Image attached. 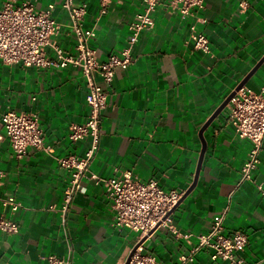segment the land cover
<instances>
[{"label":"crops","instance_id":"1","mask_svg":"<svg viewBox=\"0 0 264 264\" xmlns=\"http://www.w3.org/2000/svg\"><path fill=\"white\" fill-rule=\"evenodd\" d=\"M6 1L0 0V8ZM28 1L38 9L54 3V16L62 24L57 42L75 53L64 0ZM74 1L86 5L83 26L95 31L91 44L100 60L127 45L129 24L143 10V0H113L99 18V0ZM153 16L155 26L142 32L133 63L118 69L109 87L90 171L104 178L130 171L141 181L157 180L166 191L185 194L205 147L197 182L173 212L176 229L192 238L160 227L143 238L144 251L163 264L177 262L228 208L225 232L239 230L248 238L239 256L246 264H264V142L253 179L241 182L252 143L238 135L227 106L201 136L205 123L264 57V0H206L186 19L162 0ZM192 26L209 39V53L195 48ZM244 86L264 92V62ZM87 94L82 72L71 65L38 68L0 61V169L5 173L0 216L19 223L17 233L0 229V264H49L51 256L70 258L72 264H125L138 242L136 232L115 225L104 186L89 177L64 220L70 172L58 158L82 156L89 147V139H69L71 125L87 119ZM9 109L36 113L53 153L29 148L17 158L2 121ZM9 198L22 205L16 213L1 204ZM186 264L227 263L213 261L203 250Z\"/></svg>","mask_w":264,"mask_h":264},{"label":"built area","instance_id":"2","mask_svg":"<svg viewBox=\"0 0 264 264\" xmlns=\"http://www.w3.org/2000/svg\"><path fill=\"white\" fill-rule=\"evenodd\" d=\"M113 0H99V18L107 13ZM206 0H169V6L186 19L204 7ZM162 0H143V10L136 14L129 24L127 45L119 52L112 53L106 60L97 57L91 41L93 29L83 26L86 5L77 6L74 0H64L71 28L75 35V53H68L57 42L62 24L54 16V3L38 9L34 3L25 0L20 3L7 0L0 8V61L7 65L23 67L65 68L69 65L80 69L88 85L86 97L88 115L84 123H73L69 139L78 142L89 139V147L82 156L70 154L58 158L59 164L70 172L69 185L65 190L62 205L64 220L74 197L83 192V179L89 177L102 184L115 213V225L138 234V242L132 248L125 264H163L155 255L146 253L143 238L160 227H166L176 237L190 239L193 235H182L174 226L173 212L183 197V191H166L157 180L148 182L136 178L126 171L110 177H101L90 171L101 142L102 115L108 106L109 87L116 71L126 70L134 61V49L143 31L155 26L154 13ZM191 40L196 49L210 52L207 36L191 28ZM229 119L241 138L249 139L252 148L241 169V182L251 181L253 172L260 163V152L264 142V92H254L245 86L237 90L228 105ZM5 136L17 158H23L29 148L53 153V147L46 143V136L34 112H17L9 109L2 115ZM3 138V137H1ZM5 173L0 169V183ZM264 194V192H263ZM5 209L16 213L21 203L13 198L1 200ZM228 208L213 218L208 232L198 235L197 242L188 255L180 256L172 264L193 262L197 254L207 250L213 261L222 260L227 264H246L239 256L248 243L242 231L225 232L224 221ZM0 229L8 234L19 231V223L0 216ZM49 264H72L70 258L49 257Z\"/></svg>","mask_w":264,"mask_h":264},{"label":"water","instance_id":"3","mask_svg":"<svg viewBox=\"0 0 264 264\" xmlns=\"http://www.w3.org/2000/svg\"><path fill=\"white\" fill-rule=\"evenodd\" d=\"M264 62V57L263 59L258 63V65H256V67L251 71V73L240 83V85H238V87L224 100V102L220 105V107L215 111V113L210 117V119L205 123V125L202 127L201 129V136H203V132L206 130V128L211 124V122L215 119V117H217L221 112L222 110L228 105L230 99L234 96L235 92L237 90H239L241 87H243L246 82L249 80V78L254 74V72L261 66V64ZM204 153H205V147L203 148V151H202V154H201V157H200V160H199V165H198V170H197V173H196V177H195V181L193 183V185L190 187V189H188V191L183 195V197L181 198V200L179 201V203L177 204V206L180 204V202L191 192V190L194 188L196 182H197V179H198V176H199V170H200V167H201V164H202V161H203V156H204ZM176 206V207H177ZM154 231L151 232V234L153 233ZM129 258V257H128Z\"/></svg>","mask_w":264,"mask_h":264}]
</instances>
